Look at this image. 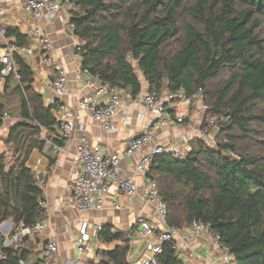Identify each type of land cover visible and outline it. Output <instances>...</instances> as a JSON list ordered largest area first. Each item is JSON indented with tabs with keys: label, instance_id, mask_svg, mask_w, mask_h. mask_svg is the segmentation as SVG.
Wrapping results in <instances>:
<instances>
[{
	"label": "trees",
	"instance_id": "16d2710c",
	"mask_svg": "<svg viewBox=\"0 0 264 264\" xmlns=\"http://www.w3.org/2000/svg\"><path fill=\"white\" fill-rule=\"evenodd\" d=\"M70 1L82 75L132 99L141 93L140 78L158 95L182 90L189 97L202 91L201 131L217 127L214 146L192 140L183 159L156 156L146 174L166 206L167 224L183 230L199 220L220 237L230 264H264V39L258 35L264 0ZM182 12L188 20H179ZM4 36L28 47V38L17 30ZM13 61L17 72L5 81L15 83L20 121L6 139L12 163L0 156V224L11 219L16 227H32L46 220V213L42 187L28 166L30 155L53 150L47 141L59 148L65 142L53 106H45L33 89L32 69L18 55ZM53 164L49 158L48 169ZM129 235L102 226L100 241L124 243L103 252L102 264H130ZM2 240L0 235L6 258L0 264L27 261L24 249L4 248ZM159 261L182 264L172 244H164Z\"/></svg>",
	"mask_w": 264,
	"mask_h": 264
},
{
	"label": "crops",
	"instance_id": "0c3cea01",
	"mask_svg": "<svg viewBox=\"0 0 264 264\" xmlns=\"http://www.w3.org/2000/svg\"><path fill=\"white\" fill-rule=\"evenodd\" d=\"M25 0H0V56L8 44L14 43V38H5L7 30H17L21 35L28 38L29 52L22 59L30 66L34 73L33 89L42 95L45 106H53L51 114L56 121L65 110L72 111L75 115V128L71 140L66 142L60 149H53L44 153L33 151L30 155L28 166L35 172L39 186L42 187L46 213V228L44 232L27 237L23 243V249L27 254V261L35 264L39 261L42 246L47 241L57 245V253L53 257L52 264H66L76 258L74 240L83 236L90 246V252L82 259L88 264H102V253L112 251L117 247H124L122 241L103 243L98 239V233L94 227L108 225L113 232H122L130 237L129 248L136 246L140 249L137 257L144 249V240L139 238V228L135 225L138 218H144L151 224L156 222L152 209L141 200L143 188V175L137 173L136 167L142 157L149 155L156 146L176 148L183 153L192 148V140L199 139L205 108L201 100L176 102L167 105V115L182 117L184 123L174 127L153 126L154 138L146 145L141 153L130 159H123L119 174L124 178L131 179L137 186V194L130 202L120 195L115 187H111L105 198V204L101 209H94L85 214H79L75 208L68 205L71 195V184L76 175L77 167L74 164L76 145L81 135H87L94 145H107L113 152L121 153L130 142L139 136L147 127L151 126V117L144 113V118H137V113L143 108L131 106L129 117L131 124L119 127L112 133L103 132L97 124L89 119L86 113L80 111L77 104L80 99L92 90L85 86L84 75L80 72V59L75 54V49L81 46V42L73 36L70 29V13L62 9L57 17L51 21H44L41 25L42 34L49 38L52 44L54 60L64 68L67 75L66 94L56 99L48 90V83L54 79V72L50 67L41 62L43 48L33 38V21L24 13ZM141 93L132 99L124 91H118L127 103H140L145 93L148 92L146 82L140 78ZM15 83L12 80L0 81V107L8 111L10 120L0 122V156L6 155L7 161L12 159L11 147L6 144V139L11 128L20 121V100L15 91ZM166 92L163 91L162 94ZM118 124L119 115L115 118ZM49 158L54 164L48 169ZM114 205L120 207L119 210ZM20 226V225H19ZM17 226V227H19ZM12 220L0 224V235L3 237L17 228ZM132 231L130 232V230ZM201 233L196 243L191 247L180 243L179 247L184 257V264H219L213 256L210 243ZM201 254H205L202 257ZM130 261L129 258H127Z\"/></svg>",
	"mask_w": 264,
	"mask_h": 264
},
{
	"label": "built area",
	"instance_id": "2783aa9c",
	"mask_svg": "<svg viewBox=\"0 0 264 264\" xmlns=\"http://www.w3.org/2000/svg\"><path fill=\"white\" fill-rule=\"evenodd\" d=\"M74 8L70 0H25L23 11L31 17L33 21V38L43 48L41 62L44 66L50 67L54 72V79L51 80L47 88L56 99L63 97L67 90L66 71L53 58L52 44L49 38L41 32V25L44 21L54 20L58 13L64 9L68 13ZM0 33V37H1ZM29 52L27 47H18L8 44L4 53L0 56V81H4L10 74L17 72V66L13 61V56L21 58ZM19 79V76L16 75ZM84 84L92 91L79 100L77 107L80 111L87 114L97 126L107 133L118 130L119 127H126L131 124L129 117L130 107L141 106L142 112L137 113V118L142 120L144 113L151 117V126L147 127L139 136L135 137L120 154L113 152L107 145H94L87 135H81L76 145L74 164L77 167L76 175L71 184V195L68 205L75 208L79 214H85L94 209H101L105 204V198L111 187H115L117 192L124 196L128 202L137 194L136 184L128 178L119 174V167L123 159H130L134 155L141 153L143 148L154 138L153 126L174 127L182 125L184 120L179 116L167 115V106L174 102H185L201 100L202 91L199 89L195 94L187 97L182 90L166 91L164 94L147 92L140 103H127L119 94L107 84H102L95 78L85 75ZM119 115L118 124L115 118ZM12 117L9 112L0 109V122L10 120ZM58 136L65 143L71 140L75 128V115L72 111L65 110L58 119ZM213 123V122H212ZM213 127L211 133L202 132L199 139L213 142V135L217 131ZM47 146L53 149H60L47 141ZM171 153L176 159H183L185 153L176 148L156 146L149 155L142 157L136 167L137 173L143 175V188L141 200L149 206L155 217L156 222L151 224L144 218H138L135 225L139 228V238L144 240V249L139 257L130 264H160V257L163 254L164 244H172L175 250L176 260L184 264V257L180 250V243L191 247L196 243L201 233H206L210 243L214 259L219 264H230L232 257L227 248L221 247L220 237L210 231L209 225L199 220H193L189 227L179 230L174 226H169L166 222V206L160 199L157 192L155 181L146 176L152 158ZM119 210L118 205H114ZM46 228L45 220L32 226L24 227L20 225L11 233L3 236L2 244L4 248L23 249L25 238L37 233L44 232ZM102 226L94 227V231L99 233ZM57 245L52 241H47L42 246L39 261L35 264H52L53 257L57 253ZM76 258L66 264H88L82 258L90 252V246L83 236H78L74 240ZM6 257L0 253V260ZM18 264H32L28 261L20 260Z\"/></svg>",
	"mask_w": 264,
	"mask_h": 264
},
{
	"label": "rangeland",
	"instance_id": "374dc122",
	"mask_svg": "<svg viewBox=\"0 0 264 264\" xmlns=\"http://www.w3.org/2000/svg\"><path fill=\"white\" fill-rule=\"evenodd\" d=\"M189 2H191V0H189ZM179 20H184V21L188 20V16L184 12H182V13H180ZM258 35L260 38L264 39V22H262V24H261V28L258 32ZM137 74L140 77V73H138V71H137ZM207 145L208 146H214V142H208ZM11 163H12V161H11V159H9V161H7V164L9 165ZM139 252H140V249H138L136 246L131 247L129 249V253H128V258L130 259L129 262H132L135 259H137L139 257V256L137 257ZM201 256L206 258L205 254H201Z\"/></svg>",
	"mask_w": 264,
	"mask_h": 264
}]
</instances>
